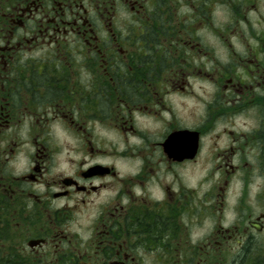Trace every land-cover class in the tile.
Instances as JSON below:
<instances>
[{"label": "flooded vegetation", "instance_id": "obj_1", "mask_svg": "<svg viewBox=\"0 0 264 264\" xmlns=\"http://www.w3.org/2000/svg\"><path fill=\"white\" fill-rule=\"evenodd\" d=\"M257 174L264 0H0V264H260Z\"/></svg>", "mask_w": 264, "mask_h": 264}, {"label": "rangeland", "instance_id": "obj_2", "mask_svg": "<svg viewBox=\"0 0 264 264\" xmlns=\"http://www.w3.org/2000/svg\"><path fill=\"white\" fill-rule=\"evenodd\" d=\"M195 171H192V175L194 174ZM191 175V176H192ZM256 177L253 178V181L251 183V185L249 186V189H248V192H249V198L247 200V203L250 204V202H254V199L253 197L255 198V195L259 192V190L261 191V185H264V177H261L259 176L258 174L255 175ZM196 178H198L197 175H194L192 176V180L191 182L192 183H195L194 181L196 180ZM237 186H234L233 190H237L238 188L240 189V191H242V186L241 185H238V187L236 188ZM256 202L258 201V198L256 197L255 198ZM248 204V205H249Z\"/></svg>", "mask_w": 264, "mask_h": 264}, {"label": "trees", "instance_id": "obj_3", "mask_svg": "<svg viewBox=\"0 0 264 264\" xmlns=\"http://www.w3.org/2000/svg\"><path fill=\"white\" fill-rule=\"evenodd\" d=\"M260 264H264V261H262V263H260Z\"/></svg>", "mask_w": 264, "mask_h": 264}]
</instances>
